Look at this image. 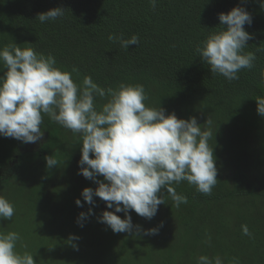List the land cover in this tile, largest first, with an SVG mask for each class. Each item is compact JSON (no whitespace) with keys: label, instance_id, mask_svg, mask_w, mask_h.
<instances>
[{"label":"trees","instance_id":"16d2710c","mask_svg":"<svg viewBox=\"0 0 264 264\" xmlns=\"http://www.w3.org/2000/svg\"><path fill=\"white\" fill-rule=\"evenodd\" d=\"M237 6L252 16V23L244 26L251 39L243 51L256 59L252 68L240 70L238 80L228 81L212 75L196 47L221 30L220 13ZM55 7L64 8L63 17L44 23L36 19ZM110 35L124 39L137 35L139 44L125 50L118 40H109ZM13 43L53 56L55 66L71 72L78 85L85 77L105 90L122 83L141 84L148 107L161 106L166 114L175 112L181 119L195 116L199 124L210 117L209 144L218 169L210 195L181 181L173 187L187 197V203L176 207L165 190V204L152 219L130 212L133 225L141 228L139 234L135 227L132 234L114 233L98 221L103 211L114 209L99 197H94V205L83 199V190L98 184L78 174L79 135L58 131L46 121L41 126L44 144L30 147L29 161L27 156L16 160V167L5 174L4 166L10 162L0 166L1 190L23 163L42 172L48 168L46 156L53 155L58 162L42 185H28L35 201L21 197L32 203H13L18 212L34 207L36 213L22 215L20 223L2 232L19 234L17 252L32 254L36 264H197L201 255L219 256L223 264H264V117L257 113L255 100L264 96L261 0H156L155 7L150 0H0V49ZM5 71L0 62V76ZM107 99L97 97V106ZM0 145L11 161L26 149L25 143L3 136ZM90 208L94 214L81 227L78 217ZM245 225L250 235L243 233ZM152 228L158 229L156 234H145ZM71 236L77 239L70 240Z\"/></svg>","mask_w":264,"mask_h":264},{"label":"clouds","instance_id":"9594fccd","mask_svg":"<svg viewBox=\"0 0 264 264\" xmlns=\"http://www.w3.org/2000/svg\"><path fill=\"white\" fill-rule=\"evenodd\" d=\"M150 3L155 7L156 0ZM261 7L264 8V0ZM63 16L64 8L55 7L39 13L36 19L44 23ZM218 18L221 30L210 34L196 47V52L213 76L238 80L240 70L252 68L256 59L253 53L243 51L251 39L244 26L252 23V16L245 7L237 6L228 13H220ZM108 38L118 40L125 50L139 44L137 35L129 39L114 35ZM0 62L6 68L0 76V136L25 144L41 141L44 115L71 130L74 136L79 135L82 156L78 174L98 184L95 189L85 188L83 199L94 205V197H99L108 209H114L105 210L98 217L114 233L132 234L135 227L139 234L141 228L133 225L130 212L134 210L139 216L152 219L159 205L165 204V190L176 207L187 203V197L177 194L173 187L181 181L195 185L203 194H211L218 169L214 148L209 144L213 136L210 117L199 124L195 116L181 119L175 112L166 114L161 106L148 107L141 84L122 83L116 89L105 90L91 77H85L78 85L71 72L55 66L53 56L45 57L31 47L22 49L17 43L0 49ZM106 96V102L98 107L96 98ZM255 100L257 113L264 117V96ZM45 160L48 168L57 166L53 155ZM76 204L83 206L80 199ZM121 212L124 218L117 215ZM14 213L13 204L0 196V220H11ZM92 214L91 208L88 213H80L77 222L81 227ZM242 230L250 235L246 225ZM157 231L152 228L145 234ZM18 240L17 232H0V264H36L32 254L16 251ZM197 264H223V260L201 255Z\"/></svg>","mask_w":264,"mask_h":264},{"label":"rangeland","instance_id":"374dc122","mask_svg":"<svg viewBox=\"0 0 264 264\" xmlns=\"http://www.w3.org/2000/svg\"><path fill=\"white\" fill-rule=\"evenodd\" d=\"M1 137V136H0ZM23 156H20L22 158ZM29 158H26L28 161L30 160V156H27ZM7 159V160H6ZM22 160V159H21ZM1 162H11V160L4 155V148L0 145V166L6 164H2ZM24 162V159L22 160V163ZM51 168H46L42 172H35L28 168V164H24L20 167H17V171L13 174V180L8 181L9 179L6 178L4 181V185L1 184V190H0V196H4L6 199H8L12 204L18 203V204H24V203H32L29 201H22L21 197H26L28 200L35 201L37 196L33 194V191L31 189H28V185L32 184L34 182H40L42 185V182L44 180H48V178L51 176L50 172ZM1 174V173H0ZM2 175V174H1ZM3 176V175H2ZM35 189V188H34ZM21 200V201H20ZM22 203H20V202ZM15 213L14 216L11 218V220H0V232L7 231L12 224L20 223V217L23 218L24 216H34L36 215L34 211V207L31 210L25 211V212H18L17 205H14ZM42 207V204H41ZM40 212V211H39ZM38 212V213H39ZM37 213V214H38ZM40 216H42L41 213H39ZM8 233V232H7ZM36 259L38 258V254H36Z\"/></svg>","mask_w":264,"mask_h":264},{"label":"flooded vegetation","instance_id":"af4514ba","mask_svg":"<svg viewBox=\"0 0 264 264\" xmlns=\"http://www.w3.org/2000/svg\"><path fill=\"white\" fill-rule=\"evenodd\" d=\"M48 122L49 123V125H51V126H53V128L54 129H56V130H58V131H64V130H67V129H65V128H63L61 125H59L58 123H56V122H54V121H52V120H50L49 119V117L47 116V115H44L43 116V124L45 125V122ZM72 133V132H71ZM44 136H43V138H42V140L41 141H38V142H36V146H38V148L39 147H41L44 143ZM35 143H28V144H25V147L24 148H26L25 150H24V152L22 153V154H24L23 155V157H26V156H30L31 157V155L33 154V153H31V149H30V147H33V145H34ZM18 160H20V156L18 157L17 156V158L15 159V160H13V161H11L9 164H7V165H5L4 166V174L6 173V172H8V171H11V168L12 167H16V165L15 164H17V161ZM14 167V168H15ZM14 168H13V170H14ZM13 170H12V172H11V175H12V173H13ZM172 231H174V230H172ZM169 234H170V232H168Z\"/></svg>","mask_w":264,"mask_h":264}]
</instances>
